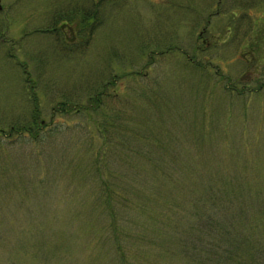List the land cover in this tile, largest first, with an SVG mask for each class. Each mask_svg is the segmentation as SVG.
<instances>
[{"label":"rangeland","instance_id":"obj_1","mask_svg":"<svg viewBox=\"0 0 264 264\" xmlns=\"http://www.w3.org/2000/svg\"><path fill=\"white\" fill-rule=\"evenodd\" d=\"M0 264H264V0H0Z\"/></svg>","mask_w":264,"mask_h":264},{"label":"trees","instance_id":"obj_2","mask_svg":"<svg viewBox=\"0 0 264 264\" xmlns=\"http://www.w3.org/2000/svg\"><path fill=\"white\" fill-rule=\"evenodd\" d=\"M39 127H40V122L36 121L35 123L29 124L26 127H21L18 132H22L23 129L26 130V131H29L30 133H32L33 131L37 132ZM218 256L221 257V259H222V255L219 254Z\"/></svg>","mask_w":264,"mask_h":264}]
</instances>
